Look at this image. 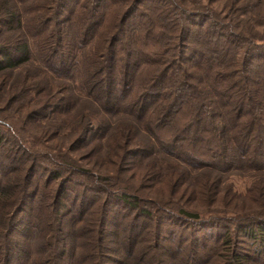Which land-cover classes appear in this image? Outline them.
Here are the masks:
<instances>
[{"label":"trees","instance_id":"obj_1","mask_svg":"<svg viewBox=\"0 0 264 264\" xmlns=\"http://www.w3.org/2000/svg\"><path fill=\"white\" fill-rule=\"evenodd\" d=\"M0 78V264H264V0H0Z\"/></svg>","mask_w":264,"mask_h":264},{"label":"rangeland","instance_id":"obj_2","mask_svg":"<svg viewBox=\"0 0 264 264\" xmlns=\"http://www.w3.org/2000/svg\"><path fill=\"white\" fill-rule=\"evenodd\" d=\"M1 79V78H0ZM236 180V183H237V187L240 189V190H244V188L246 187V183H248V177H240V176H236L234 178ZM29 212V209H27V211L25 213H23L22 217H21V222L23 221V219L27 216ZM217 228L215 227V230ZM242 247H245V245H242Z\"/></svg>","mask_w":264,"mask_h":264}]
</instances>
